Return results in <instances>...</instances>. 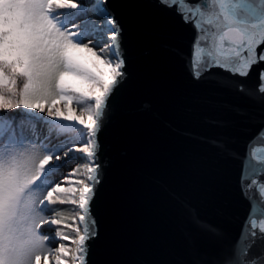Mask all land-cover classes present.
<instances>
[{
  "label": "snow or ice",
  "instance_id": "6c2138e0",
  "mask_svg": "<svg viewBox=\"0 0 264 264\" xmlns=\"http://www.w3.org/2000/svg\"><path fill=\"white\" fill-rule=\"evenodd\" d=\"M135 9L187 32L177 51L186 91L241 97L249 121L239 226L197 217L198 239L175 250L136 242L109 199L129 179L114 155L128 112L149 92L175 91L138 62ZM69 261L264 264V0H0V264Z\"/></svg>",
  "mask_w": 264,
  "mask_h": 264
},
{
  "label": "water",
  "instance_id": "95a60500",
  "mask_svg": "<svg viewBox=\"0 0 264 264\" xmlns=\"http://www.w3.org/2000/svg\"><path fill=\"white\" fill-rule=\"evenodd\" d=\"M134 12L142 22L138 62L171 77L175 91L149 92L128 112L130 137L114 155L129 179L109 199L136 242L175 250L198 239L192 225L197 217L239 226L244 208L236 180L238 154L250 131L247 109L231 93L186 91L177 51L186 47L187 32L161 23L147 9Z\"/></svg>",
  "mask_w": 264,
  "mask_h": 264
},
{
  "label": "trees",
  "instance_id": "16d2710c",
  "mask_svg": "<svg viewBox=\"0 0 264 264\" xmlns=\"http://www.w3.org/2000/svg\"><path fill=\"white\" fill-rule=\"evenodd\" d=\"M60 208L63 210L62 215L65 217H71V215L73 214V206L71 204L61 205Z\"/></svg>",
  "mask_w": 264,
  "mask_h": 264
},
{
  "label": "rangeland",
  "instance_id": "374dc122",
  "mask_svg": "<svg viewBox=\"0 0 264 264\" xmlns=\"http://www.w3.org/2000/svg\"><path fill=\"white\" fill-rule=\"evenodd\" d=\"M97 70H99V71H103V65H100L99 68H98ZM70 167H76V164L74 163V164L70 165ZM73 247H74V246H73ZM69 264H70V261H69Z\"/></svg>",
  "mask_w": 264,
  "mask_h": 264
}]
</instances>
